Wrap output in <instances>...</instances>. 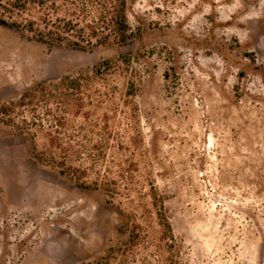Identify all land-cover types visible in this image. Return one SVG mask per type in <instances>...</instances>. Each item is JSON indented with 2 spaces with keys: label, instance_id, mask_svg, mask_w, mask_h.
<instances>
[{
  "label": "rangeland",
  "instance_id": "374dc122",
  "mask_svg": "<svg viewBox=\"0 0 264 264\" xmlns=\"http://www.w3.org/2000/svg\"><path fill=\"white\" fill-rule=\"evenodd\" d=\"M127 17V42L83 50L0 24V106L63 108L87 171L34 157L50 129L26 109L0 119V264H264V0Z\"/></svg>",
  "mask_w": 264,
  "mask_h": 264
},
{
  "label": "trees",
  "instance_id": "16d2710c",
  "mask_svg": "<svg viewBox=\"0 0 264 264\" xmlns=\"http://www.w3.org/2000/svg\"><path fill=\"white\" fill-rule=\"evenodd\" d=\"M132 0H0V24L30 33L36 40L86 49L125 43L133 36L127 9ZM25 109L31 115L32 125L47 123L48 145L35 150L34 157L58 168L59 174L71 178L78 187H87V171L70 164L69 147L62 137L65 111L60 106H0V119L11 122L14 111ZM41 110V114L37 110ZM25 124L28 125L27 122ZM24 124V125H25ZM99 175V174H97ZM101 183L93 182L94 187ZM106 189V188H105ZM111 190L108 189L107 192ZM162 209V208H160ZM159 223L163 235L172 233L171 226L161 212Z\"/></svg>",
  "mask_w": 264,
  "mask_h": 264
}]
</instances>
